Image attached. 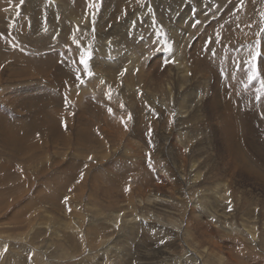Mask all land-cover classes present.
I'll return each instance as SVG.
<instances>
[{"label": "rangeland", "instance_id": "obj_1", "mask_svg": "<svg viewBox=\"0 0 264 264\" xmlns=\"http://www.w3.org/2000/svg\"><path fill=\"white\" fill-rule=\"evenodd\" d=\"M58 1L0 0V162L34 183L0 189V264H264V0Z\"/></svg>", "mask_w": 264, "mask_h": 264}, {"label": "bare ground", "instance_id": "obj_2", "mask_svg": "<svg viewBox=\"0 0 264 264\" xmlns=\"http://www.w3.org/2000/svg\"><path fill=\"white\" fill-rule=\"evenodd\" d=\"M203 1V0H202ZM39 2H41V0H39ZM44 2V1H43ZM60 2V0L57 2V3H59ZM66 3V2H65ZM68 3V2H67ZM66 3V4H67ZM94 3V2H93ZM61 4V3H60ZM160 4V3H159ZM36 5H37V3H36ZM62 5H63V3H62ZM40 6V5H39ZM139 6V5H138ZM137 6V7H138ZM159 6V5H158ZM196 6V5H195ZM156 10V9H155ZM155 10H153V11H155ZM158 10V9H157ZM156 10V11H157ZM171 10V9H170ZM174 10V9H173ZM138 11V10H137ZM136 11V12H137ZM110 13V12H109ZM172 13V12H171ZM170 13V14H171ZM130 14H132V13H130ZM176 15V14H175ZM164 16V15H163ZM177 16V15H176ZM103 17V16H102ZM92 18V20H93V17H91ZM111 18V17H110ZM177 18V17H176ZM148 19V18H147ZM156 19V18H155ZM171 19V18H170ZM145 20V19H144ZM172 20V19H171ZM94 21H96V20H94ZM100 21V20H99ZM104 22V21H103ZM143 22V21H142ZM84 23H86V22H84ZM95 23V22H94ZM93 24V23H92ZM101 24V23H100ZM103 24V23H102ZM145 24H146V22H145ZM165 24V23H164ZM95 25V24H94ZM184 25H185V23H184ZM183 25V26H184ZM96 26L98 27V25H97V23H96ZM101 26V25H100ZM160 26V25H159ZM107 29V26H105L104 27V30H106ZM146 30H147V27H146ZM166 31V30H165ZM174 34H176V35H178V32H173ZM106 35V34H105ZM111 38V37H110ZM108 48V47H107ZM114 50V49H113ZM113 50H111V51H113ZM109 51V50H108ZM130 51V50H129ZM103 52H105V51H103ZM116 54H114V53H109L108 55H105L104 57H102V58H98V59H100V62H98L99 63V69H101V71H102V73L104 72L105 74H106V77H108L109 76V73H110V68H108V67H102L101 65H104L105 63H107V59H112V57L113 56H115ZM122 56V55H121ZM125 56V55H124ZM118 57V56H117ZM126 57V56H125ZM121 59V58H120ZM122 60H125L124 58L122 59ZM105 61V63H101V62H104ZM93 63V62H92ZM96 63V62H95ZM116 64H119V65H121L120 66V68L122 67V65H123V62L122 61H118V63H116ZM93 65V64H92ZM90 66V65H89ZM96 66H97V64H96ZM131 66L129 65V66H127L126 68L127 69H124L122 72H121V74L122 75H124V74H126V72H128V71H130L131 70V68H130ZM97 68V67H96ZM9 76V75H8ZM31 76H33V72H32V74H30V76H28V77H31ZM104 76V75H103ZM21 77V76H20ZM23 77H25L26 78V76L23 74ZM99 77V76H98ZM190 76L189 75H182L181 77H180V82H181V84H185V83H191L194 79L193 78H189ZM96 79V78H95ZM99 80L103 83V81H104V79L103 78H99ZM106 80V79H105ZM108 80V79H107ZM97 82V81H96ZM104 85V84H103ZM99 86V85H98ZM26 90H29V89H25V91ZM38 91H40V90H38ZM38 91H36L37 93H38ZM190 95H191V90L189 89L186 93H185V95H184V98H186V97H190ZM197 95V94H196ZM193 100V99H192ZM195 100H196V98H195ZM38 113H41V110L38 112ZM10 115V114H9ZM43 117V116H42ZM8 119V117H6L5 119L4 118H1V116H0V122H3V120L5 121V122H10V121H8L7 120ZM9 120H11V119H9ZM13 121V120H12ZM43 120L42 119H40V118H36V119H27L26 117H23V118H20L19 120H18V123H22L23 124V122H25V124H26V126H17V127H14V137H15V142H18V141H21L27 148H32V147H36L37 146V144H38V140H40V135H41V133H40V124H41V122H42ZM16 123V122H15ZM11 124V123H10ZM17 124V123H16ZM12 125V124H11ZM12 130H10V131H7V133H10ZM21 134H23V135H21ZM31 134H35V141H33V140H27V137H30V135ZM50 134H52L53 135V137H55L54 139H52L51 141H55V143L58 145V140L59 139H61L60 138V136H61V132H59V130H55V131H52ZM51 139V138H50ZM102 139V138H101ZM62 141H65V139H62ZM64 145H67L68 144V141L66 140V142H62ZM94 143L96 144V143H98V136H96L95 138H94ZM46 145V144H45ZM13 149H17L18 150V152H17V154L19 155L20 153H19V151H21V149L23 148V145L22 144H20V143H15V144H13ZM45 147V146H44ZM43 147V148H44ZM9 149H11L10 148V146L8 147ZM35 150L37 151V152H40L42 149L41 148H37V149H34L33 150V152H35ZM30 158H31V156H29ZM1 172L3 173L4 172V170L3 169H1ZM44 186V185H43ZM49 186V185H48ZM48 188V187H47ZM40 189H42L41 187H40ZM43 189H44V187H43ZM44 191H45V189H44ZM143 200V199H142ZM215 201V200H214ZM216 201H217V203H218V205H222V206H224L225 205V198L224 197H218L217 199H216Z\"/></svg>", "mask_w": 264, "mask_h": 264}, {"label": "crops", "instance_id": "obj_3", "mask_svg": "<svg viewBox=\"0 0 264 264\" xmlns=\"http://www.w3.org/2000/svg\"><path fill=\"white\" fill-rule=\"evenodd\" d=\"M2 141L6 142L8 147L10 146L11 149H9L8 147L7 148L10 151H12L13 155H18L17 154L18 151L16 149H13V147H12L13 144H15V137L14 136H12L10 133L5 132L4 137L2 138ZM24 151L25 150L19 151V153L23 154ZM40 152L42 153L43 150H41ZM38 154L39 153H37V151H36L35 155L38 156ZM25 155L28 156V153L26 151H25ZM37 156H35V158H36L35 162L38 163L39 159H37L38 158ZM45 156H46V154L44 153V155H42L40 157V159L45 157ZM15 157H18V156H15ZM8 163H3L2 164L0 162V169H3L6 172V173L5 172H3V173L1 172V174H0V184L2 185V186H0V189L8 188V191H9V188H13L14 190L17 189V191L15 193H10V195L12 197H14L15 194H19V195L21 194V196L25 195L26 192L31 191V188L34 186V185L32 186V184H34V183L27 184V180H29V175L26 173V170H27L26 167H28V165H27L28 161L27 160H26V162L22 161V162H20V164L18 163V165H16L14 162H11V165H9L7 167L4 166V165H6ZM10 167H12V170L10 169ZM38 167H40V166H36L35 167L36 171H37ZM43 170H45V168ZM43 170L38 171V172L40 174H42L41 172ZM18 188H20V189L23 188V189L20 192V190Z\"/></svg>", "mask_w": 264, "mask_h": 264}, {"label": "snow or ice", "instance_id": "obj_4", "mask_svg": "<svg viewBox=\"0 0 264 264\" xmlns=\"http://www.w3.org/2000/svg\"><path fill=\"white\" fill-rule=\"evenodd\" d=\"M209 43H211V40L209 41ZM213 55H215V53H213ZM264 56V52H262L260 49H257L255 55L252 57V60L249 61V64L252 68H255L256 71H254L252 73L251 76H249V80H255L257 79V77L259 76V66L257 64V60ZM91 58V53L87 54V57H85L84 55H82L80 57V64L84 65L85 71L88 73L89 76L92 75V73L89 71V60ZM78 79H80V77H77ZM83 83V81H81ZM262 87H264V81H261ZM111 111V109H110ZM129 119H131V117H129Z\"/></svg>", "mask_w": 264, "mask_h": 264}]
</instances>
